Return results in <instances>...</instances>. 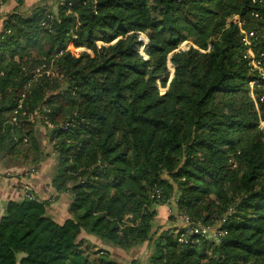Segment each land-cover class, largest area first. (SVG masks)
<instances>
[{"label":"trees","instance_id":"obj_1","mask_svg":"<svg viewBox=\"0 0 264 264\" xmlns=\"http://www.w3.org/2000/svg\"><path fill=\"white\" fill-rule=\"evenodd\" d=\"M241 31L264 70V0H57L6 14L0 163L35 169L53 154L54 195L19 184L0 264H117L82 232L124 252L153 242L145 264H264V79ZM60 195L63 222L50 208ZM158 206L222 235L182 245L177 227L153 241Z\"/></svg>","mask_w":264,"mask_h":264},{"label":"crops","instance_id":"obj_2","mask_svg":"<svg viewBox=\"0 0 264 264\" xmlns=\"http://www.w3.org/2000/svg\"><path fill=\"white\" fill-rule=\"evenodd\" d=\"M36 131L38 135L37 137L40 140V149L44 152L45 155H47L49 149V144L47 140V130L41 123H37ZM52 165L53 159H51V157L44 158L35 167V169L25 168L21 165H19L18 167H10V165L1 162L0 217L4 213L5 207L9 201H21L24 199L25 191L20 188V183L30 188V190L33 191L34 195L38 200L45 201L52 198L54 192L48 185L49 176L52 173ZM65 199L68 200V197L66 195H60L59 199L56 202H53L50 206L52 210V217L58 222H63L68 218V206H56L57 203L61 201L63 202L65 201ZM156 212V225L161 226V233L171 229L175 230L176 226H179L178 221H168V206H158L156 208ZM158 236L156 235L153 238V241H155ZM80 239L83 240L85 244L93 245L96 248L107 251L110 254V259L117 262V264H133V262L137 260L140 261V264H145L152 253L153 242L150 244L149 247L145 244L141 248H137L130 252H124L119 249H113L101 243V241L97 238L88 235L84 232L81 233ZM114 255H116L117 257H115Z\"/></svg>","mask_w":264,"mask_h":264},{"label":"built area","instance_id":"obj_3","mask_svg":"<svg viewBox=\"0 0 264 264\" xmlns=\"http://www.w3.org/2000/svg\"><path fill=\"white\" fill-rule=\"evenodd\" d=\"M241 34H242V43L247 48L246 58L249 61L250 66L252 67L253 70H257L259 72V74L261 75V78L264 79V70L261 68L259 63L256 60H254L253 55L251 53V50H252L251 49V39L254 38V36H255L254 32L246 33L244 31H241ZM252 85H254V83H252ZM36 116H38L39 119L41 118V116L39 114H37ZM33 118H34L33 116H30L31 121L34 120ZM16 122H17V120L14 117L11 121V124L16 125L17 124ZM45 124L49 128L52 127L49 124V122H47V121H45ZM24 142H26V140H24ZM152 197H156L157 199H159L161 197V191L155 190L153 192ZM178 224H179L178 227H180L181 230H184V232L177 235V242L182 244V245L188 244L189 242L192 243V240L189 238L193 237V236L207 237V238L213 237L217 241V238L222 235V233H219V232L215 231L214 229L202 227L199 225H193L192 223H189L187 221V219H185V218H179Z\"/></svg>","mask_w":264,"mask_h":264},{"label":"rangeland","instance_id":"obj_4","mask_svg":"<svg viewBox=\"0 0 264 264\" xmlns=\"http://www.w3.org/2000/svg\"><path fill=\"white\" fill-rule=\"evenodd\" d=\"M57 0H23V4L22 5H18L15 1H9V2H7L5 5H3V6H1L0 7V30H1V24H2V21H3V17L6 15V14H8V13H11L12 11H14V10H17V11H19V12H21V13H24V12H27L28 10H30L32 7H34V6H36L37 4H39V3H44V4H47V5H49V6H53V4L56 2ZM53 12H55V7L53 8ZM238 19H237V17L235 18V22L237 21ZM141 39H143L144 41H146V39L144 38V36H142L141 37ZM188 44V43H187ZM187 44L186 43H184V44H182L181 45V47L182 48H186L187 47ZM143 47H141L140 49H139V52H140V54H143ZM69 50H71V52H72V54H78V52H79V50H75V49H73V47L72 46H69ZM30 53L32 54V55H34V51L33 50H31L30 51ZM251 53H252V55H253V58H254V54H253V52H252V50H251ZM168 70L170 71V77H169V79H171V77H172V68H171V66H170V64H168ZM253 86V85H252ZM159 90H160V92L162 93V92H164V89L163 88H159ZM39 118H38V116H36V121L38 120ZM262 126H264V119L263 120H261L260 121V127H262ZM22 146H24V145H22ZM48 152H49V149H48ZM44 152L43 151H41V158L42 157H44ZM50 157H51V159H54V155L53 154H51L50 155ZM26 187V186H25ZM26 189H30V188H28V187H26ZM25 190V189H24ZM171 201H173V200H171ZM68 200H66L65 199V201H61V202H59V203H57V205L56 206H68ZM172 213V211H171V209L169 208V216H170V214ZM156 223H157V220H155L154 221V223H153V227H154V225H155V228H154V230L155 231H159L156 235L158 236V235H160V233H161V231L162 230H160V228H161V226H158V225H156ZM174 225H178V224H174ZM178 226H176V228H177ZM173 234H175V235H177L178 233H173ZM148 247L150 246V244L149 245H147ZM113 249H116V248H113ZM115 257H117L116 255H114ZM133 264H140V261H134L133 262Z\"/></svg>","mask_w":264,"mask_h":264}]
</instances>
